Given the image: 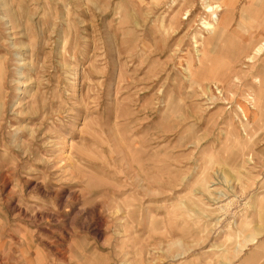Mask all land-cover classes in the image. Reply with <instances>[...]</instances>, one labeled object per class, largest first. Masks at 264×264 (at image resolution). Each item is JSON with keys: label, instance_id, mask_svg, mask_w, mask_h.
<instances>
[{"label": "rangeland", "instance_id": "374dc122", "mask_svg": "<svg viewBox=\"0 0 264 264\" xmlns=\"http://www.w3.org/2000/svg\"><path fill=\"white\" fill-rule=\"evenodd\" d=\"M207 1L0 0V264H264V0Z\"/></svg>", "mask_w": 264, "mask_h": 264}, {"label": "bare ground", "instance_id": "6f19581e", "mask_svg": "<svg viewBox=\"0 0 264 264\" xmlns=\"http://www.w3.org/2000/svg\"><path fill=\"white\" fill-rule=\"evenodd\" d=\"M234 0H227L226 3V7L224 9V7H222L223 5H221L220 3H210V2H205L204 3V8H205V12H209L211 14V20H204L203 23V29L206 30V32H212L216 29L215 26L218 27L219 24L223 23L224 18L220 17V12L223 11V9L225 10V13L228 14V16L230 15L233 5H234ZM236 2V1H235ZM236 6V5H235ZM203 20V19H202ZM262 24H264V19H262ZM202 25V24H200ZM262 30H264V28L260 29V37L261 40L258 42V44L253 48L252 53L247 55L246 57V61L247 62H253L254 59L257 56H261L264 55V32H262ZM208 34V33H207ZM212 34V33H211ZM202 35V34H201ZM204 36V35H203ZM195 38V37H194ZM195 41V40H194ZM202 41V40H201ZM206 41V40H205ZM204 41V42H205ZM194 43V42H193ZM196 43V41H195ZM194 43V44H195ZM202 43V42H201ZM201 46V45H200ZM194 47H197V45H195ZM204 51V50H203ZM198 52V51H197ZM201 53V52H199ZM198 54V53H197ZM199 55V54H198ZM21 57V56H20ZM262 62H264V57H262ZM215 87V86H214ZM216 89H218L217 87H215ZM209 89V88H208ZM219 90V89H218ZM219 92H223L221 89L219 90ZM218 92V93H219ZM246 103L248 105L254 106V103L252 104V102L254 101L252 96H247V98L245 99ZM12 107V106H11ZM228 108V107H227ZM71 142V141H70Z\"/></svg>", "mask_w": 264, "mask_h": 264}]
</instances>
